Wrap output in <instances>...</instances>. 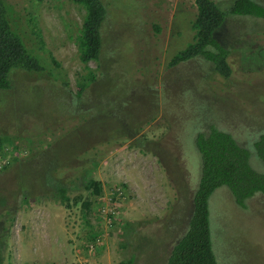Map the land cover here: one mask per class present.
Here are the masks:
<instances>
[{"label": "rangeland", "instance_id": "obj_1", "mask_svg": "<svg viewBox=\"0 0 264 264\" xmlns=\"http://www.w3.org/2000/svg\"><path fill=\"white\" fill-rule=\"evenodd\" d=\"M214 1L226 12L239 0ZM253 1L264 5V0ZM104 2L109 3L102 30L104 46L113 54L110 61L103 58L101 71L95 62L88 65L98 78L101 72L105 75L89 85L83 95L88 102L82 103L77 100L78 84L89 72L81 62L76 39L86 10L70 0H8L10 16L28 48L48 69L60 74L47 81L48 69L40 77L13 70L9 77L12 89L0 90V134L15 135L22 152L29 137L43 148L51 144L48 168L60 162L64 167L56 172L66 169L68 179L79 174L85 162L94 160L93 177L104 186L103 194L92 198L90 225H86L81 205L66 209L45 201L29 206L19 203L8 241L12 264H119L123 259L121 222H134L150 237L137 264H164L166 246L170 248L185 230L177 222L186 215L189 197L201 178L195 139L209 125L246 146L255 168L264 172L251 141L264 134V20L228 18L229 33L243 41L231 45L233 74L226 79L201 59L170 67L172 58L194 39V0ZM35 24L40 34L34 31ZM49 51L60 68L49 65ZM201 63L211 72L207 77L203 66L196 65ZM186 86L194 95L182 91ZM58 94L67 99L58 101ZM116 98L122 101L115 114L102 112L101 102ZM154 98L159 101V114L137 131V118L149 116L148 104L154 105ZM164 108L169 110L167 116ZM115 124L120 130L114 133ZM144 137L149 141L146 146L141 143ZM20 166L17 162L0 175V195L9 198L20 186L39 183V168L34 163ZM14 199L18 203L20 198ZM210 209L218 263L264 264V202L251 199L239 208L229 189L222 187L213 194ZM91 230L100 231L106 243L103 255L96 259V253L81 249ZM135 246L134 241L128 250Z\"/></svg>", "mask_w": 264, "mask_h": 264}, {"label": "trees", "instance_id": "obj_2", "mask_svg": "<svg viewBox=\"0 0 264 264\" xmlns=\"http://www.w3.org/2000/svg\"><path fill=\"white\" fill-rule=\"evenodd\" d=\"M31 1L43 3L45 0ZM70 1L86 10L82 28L76 39L81 62L89 72L83 76L82 81L78 84L77 100L85 103L88 100H84L83 95L89 85L95 84L97 80L101 81L105 75L101 72L103 75L98 78L95 71L91 70L88 65L95 62L101 71L103 58L106 62L110 61L113 54L105 48L102 33L107 19L109 3H105L104 0ZM194 6L197 8V16L192 23L194 39L185 49L179 51L172 58L170 67H176L186 62L193 64V60L201 59L212 65L211 71L229 79L233 74L229 63L232 52L231 45L236 41L243 40L233 32L229 33L227 29L228 18L248 16L264 20V5L253 0H239L235 5L229 7L226 12L222 11L221 6L214 0H194ZM29 18L34 22V17ZM34 26V31L40 34L37 24ZM20 36V27L10 16L8 0H0V90L12 89L9 77L13 70L21 69L40 77L50 67L28 48L25 38L21 36L22 39ZM48 55L49 65L52 64L54 67L60 68V63L57 62L50 51ZM196 65L203 66V63ZM47 73V81H51V78H56V74H60L57 72L55 74L52 69H48ZM202 73L207 77L206 73L209 75L211 72L203 66ZM62 83L66 85L65 81H62ZM118 84L123 85L121 82H118ZM188 87H184L182 91L194 95L191 89H187ZM63 96V94H58L56 98L58 101H64L67 96ZM164 98L165 101L169 100L168 97ZM121 101L116 98L108 99L104 103L101 102L102 112L112 110L108 115L113 116L115 114L114 109L118 107L117 104H120ZM158 104L159 101L154 98V105L151 102L148 104V109L151 111L149 116L137 118V131L149 125L159 114ZM163 112L167 116L169 110L164 108ZM115 127L113 129L114 133L120 130L117 124H115ZM208 127L207 130L199 132L195 139L201 157V178L197 189L194 188L189 197L186 205V215L177 222L185 230L176 242L171 244L170 248L168 245L166 246L169 250H164V264H219L213 239L215 222L212 219L210 209L211 198L218 189L222 187L229 189L239 208H245L251 199L258 198L264 202V172L255 168L251 152L231 134L224 133L213 125ZM125 134L133 135L131 132ZM147 140L144 137L141 143L146 146L149 143ZM25 141L26 147L22 152L23 147L17 143L15 135L0 134V160H4V162H0V175L7 172L17 162H20L23 166L34 163L39 168L37 174L40 179L39 183L33 181L30 185L20 186L16 193H10L9 198L0 195V264H12L13 253L10 250L8 241L11 236V228L15 224L20 209L19 203L29 206L36 202L45 201L66 209L81 205L80 208L82 209L83 218H86V225H90L88 216L90 213L92 214L93 201L99 198L104 191L103 183L93 177L96 167L94 160L90 159L89 162H85L79 167V174L68 179L67 174L65 175L66 169L61 170L64 166L61 167L60 162L52 168H48L50 160L47 154L50 152L51 144L43 148L42 145L36 144L32 137L26 138ZM251 141L255 144V151L260 164L264 166V134H261L258 140L255 138ZM19 152L25 154L20 156ZM45 167H47V170L44 173ZM59 168L61 169L56 172ZM61 172L62 174H59ZM80 184L82 185L81 190L76 189ZM82 191L84 192L82 193ZM117 192H114L112 201L116 200ZM85 193H87V196H85ZM17 196L20 198L18 203L15 202V199L12 200ZM103 208L98 209L99 216H101ZM110 217V219L114 218L112 214H110ZM98 220L101 222L102 218L98 217ZM218 224V228L221 229L220 218H218ZM119 231L122 239L120 253L123 256L119 264H135L142 255L145 242L150 237L146 235L144 230H139L134 222H121ZM83 240L85 243L81 247L82 250L85 249L91 254L96 253L94 259L103 255L101 251L106 243L100 231L93 232L91 230V233ZM134 241L136 246L133 251H129L128 249ZM139 249L141 254L138 253Z\"/></svg>", "mask_w": 264, "mask_h": 264}]
</instances>
